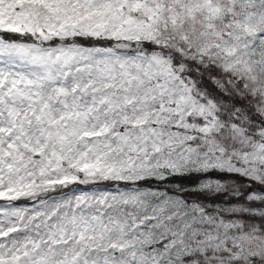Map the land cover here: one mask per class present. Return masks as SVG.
Wrapping results in <instances>:
<instances>
[{"label": "snow or ice", "instance_id": "snow-or-ice-1", "mask_svg": "<svg viewBox=\"0 0 264 264\" xmlns=\"http://www.w3.org/2000/svg\"><path fill=\"white\" fill-rule=\"evenodd\" d=\"M0 264H264V0H0Z\"/></svg>", "mask_w": 264, "mask_h": 264}]
</instances>
